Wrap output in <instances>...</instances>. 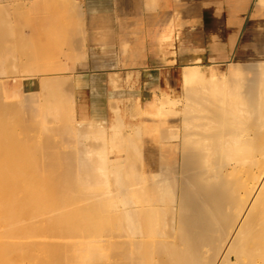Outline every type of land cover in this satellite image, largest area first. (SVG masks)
<instances>
[{
    "label": "bare ground",
    "instance_id": "bare-ground-1",
    "mask_svg": "<svg viewBox=\"0 0 264 264\" xmlns=\"http://www.w3.org/2000/svg\"><path fill=\"white\" fill-rule=\"evenodd\" d=\"M258 4L264 9V0ZM39 20L44 23L46 16ZM29 38L22 41L26 45H20L21 54L12 57L13 64L33 53L34 48L27 47ZM79 53L86 56L88 51ZM255 59L256 54H250L237 63L228 79L234 82L233 88L227 79V83L219 82L215 69L207 78L197 67H185L187 85L198 78L210 80L189 86L192 94L189 99L187 94L183 117L178 108L166 107L177 106L181 99L166 95L162 100L158 109L161 136L154 147L159 152L157 166L150 165L146 154L138 156L140 166L134 164L135 157L131 165L130 157L123 156L117 164L111 163L116 145L108 147L104 141L103 147L82 144L81 159L73 163L79 171L37 180L36 169L35 175L30 172L35 168L32 153L23 157L26 167L9 174L11 168L3 156L8 148L1 143L0 264H264V78L255 81L261 86L257 93L247 90L244 96L239 91ZM260 66L264 67V61ZM8 69L6 78L14 73ZM48 80H43L46 85ZM242 97L244 102L236 100ZM248 100L254 103L247 108ZM63 106L46 119L44 131L64 116ZM176 114L178 122L168 126L164 121ZM81 124L86 126L84 121ZM36 128L32 126V133L36 134ZM102 129L98 134L106 140L107 131ZM92 136V142H97V136ZM114 138L121 139L116 141L119 144L123 137L116 132ZM30 177L39 188L32 183L33 189L25 186ZM113 233L118 238L112 239Z\"/></svg>",
    "mask_w": 264,
    "mask_h": 264
},
{
    "label": "crops",
    "instance_id": "crops-1",
    "mask_svg": "<svg viewBox=\"0 0 264 264\" xmlns=\"http://www.w3.org/2000/svg\"><path fill=\"white\" fill-rule=\"evenodd\" d=\"M61 1L62 9L77 18L67 31L66 47L76 53L71 74L76 121L94 117L107 123L113 100H127V121H136L146 141L144 154L154 166L162 122L159 110L144 103L160 102L164 95L178 99L184 67H200L210 76L213 67L224 68L226 76L230 64L255 54L264 42L258 0ZM121 89L127 94H112ZM95 103L104 109L94 112ZM138 104L143 105L140 114L129 119ZM177 116L164 122L173 126Z\"/></svg>",
    "mask_w": 264,
    "mask_h": 264
},
{
    "label": "rangeland",
    "instance_id": "rangeland-1",
    "mask_svg": "<svg viewBox=\"0 0 264 264\" xmlns=\"http://www.w3.org/2000/svg\"><path fill=\"white\" fill-rule=\"evenodd\" d=\"M62 3L63 2L61 0H53V1L52 0H0V23L2 25V28L0 30V147L2 146L3 143H5L3 144V146H5V148H8L7 149L8 153H6L8 157L7 155H3V156L6 157L9 161L7 162L5 158L4 160L5 165L10 166V168L12 169V170L10 169L9 174H11L12 172L18 174V172L20 171L18 169H22L26 167V165L24 166L26 162L25 160H23V157L27 154L31 155L30 153H32L31 159H34L32 161V165L34 162L35 165L33 166L35 168H33V170H31L30 172L32 175L33 171L36 169L34 173L37 174V180L41 177L43 178V176L47 177L48 175L58 176L62 174L65 177L67 175L70 176V174L72 172H75V170L79 171V169L76 168V165L73 163L77 164L75 160L77 159L79 161L81 159L78 154L79 153L78 151H81L82 153L81 147L85 145L88 148L89 144L91 143L92 146L91 145L90 146L92 148L93 147L95 148V145L97 144L98 147L100 146L103 147L101 144H103L104 141L106 142L108 147L112 145H116L115 151L110 153V155H112L111 157L113 158L111 163L117 164L119 162L118 161L119 157L123 156L126 159L130 157L127 160L129 161L128 163L130 164L131 162L130 160H132V158L135 157L136 159L133 158L134 161L133 160L132 161L134 162V164L137 162L138 165L137 164L136 165L140 166L139 163L141 161L138 163V160L140 159V155H144V150L147 149L145 145L146 141L145 139L142 138L141 134L139 133V129L136 128V123H134L136 121H133L132 124L131 121H127V116H129V114H127V111H129L127 109V100H115V101L113 100L112 105L114 106L111 105L109 108L111 117L109 122L107 123L103 122L102 124H100L95 121L94 117L92 120L86 119L85 117L84 122H86V126L83 128L81 122H77L75 119V103H74L75 91H74V83L71 80V74L76 69V66L72 65L73 59H75L76 57V53L75 51L66 49V47H67V36H69L67 34V31L70 30L71 26H75L77 22V18L67 13L65 8L62 9L61 6ZM262 10L263 9H260V12ZM3 16L5 17L2 18ZM43 16H46V21L44 23L38 22L40 21L39 19ZM30 34L33 35V38L32 37L29 38V36H31ZM27 37L29 38V40L31 38H32L31 41L33 40L32 42L27 40V43L28 41L29 43H31L28 44L27 47L34 48V50H32L33 53L28 56L22 55L21 58L20 59L17 58L13 64L11 62L12 57L21 54L22 49L21 50L18 49L19 47L24 45L22 41L26 43L25 38ZM248 52L250 54V51ZM255 54H256L255 61L252 62L251 67L248 68L244 74V81L246 80L244 86L242 87V89L239 90L241 91L240 93H243L242 95L244 96H246L245 91L246 93L247 90L248 92L250 91L249 93L251 92L257 93L259 87H261L258 84H255L256 83L255 81L258 82L262 80V77L264 78V71H263L264 67L260 66V62L264 61V42L262 48L256 51ZM80 56L83 59L85 57L82 55ZM246 57H242V59ZM242 59L240 58V60ZM8 67L13 68L14 73L10 77L7 76L6 78V73L9 70ZM235 68H236V64L235 65L230 64L226 76L224 74V68L220 69L218 67H213L212 69H215L217 71V74L220 79L219 82L222 81L221 83H223L226 79L227 81H230L228 79L230 78L231 74L234 72ZM184 69L185 67L183 68V70ZM196 69L202 72L200 67H197ZM202 74L204 73L202 72ZM204 76L207 78L211 77L210 75H205V74ZM58 78L62 79V83L64 81L66 83L64 82V85H62L61 80L59 81ZM42 79L43 80L49 79L47 84L48 86L45 84V82ZM208 80H206V82ZM197 81L201 86L204 83H206L201 78H198ZM197 81H192L190 84L187 85L184 82L183 76H181V81L179 83V92H178L179 93L178 99L179 100L181 99L179 101L180 103L177 104L178 107L175 106V103L168 104L166 105V107L169 109L171 107L178 108L180 110L179 112L180 116L182 115L181 117H183V113H184L183 108L184 105H186L185 103L187 100V94H188V99L189 96L192 94L191 92L192 88H190L189 86L193 85V83ZM43 83L45 85H43ZM233 83L232 81H230V83L228 84L230 88L231 87L233 88L234 86L232 85ZM248 85H252V86L254 85V87H251V89L249 90L247 89ZM120 87L123 86L121 85ZM63 89L64 91L61 92ZM242 90L244 92H242ZM64 92L65 93L68 92V93L65 94ZM236 93H239L238 90ZM112 94L124 95L127 93L121 89L117 93H112ZM166 97L167 96L164 95L162 100H164ZM238 98H236V100H238L239 102H244L246 100L243 99L244 97H242V100H239L241 97L239 99ZM57 99H59V101L60 100L62 101L57 103ZM162 100L160 102H158L157 99L153 100L154 101L153 104L152 101L149 102L150 104L154 105L157 109H159V107H161L162 105L161 103ZM61 103L62 105L63 103L65 105L63 106V109L64 107H66V109L63 110V112L65 113L64 114L65 117L63 116L61 119L56 120L53 127H51V129L44 131L42 127L44 123L47 121L46 119H48L53 114L57 106L60 107ZM250 103H254V102L249 101V104H247L246 107L251 105ZM181 105H182V109H181ZM242 107H244V105ZM140 108L137 106V112L133 113L132 117L129 119L132 120L133 118L138 117V115L141 112ZM103 109L104 107L97 105L96 103L93 106L94 112H96V110H103ZM185 110L187 111V108ZM94 116L96 117L95 113ZM179 118L180 117L178 115L176 120H178ZM118 124L119 127H116L118 126ZM32 126L37 127L38 129L40 128L41 130L40 129L38 130L36 128L35 129L36 134H34L32 133L33 131L31 130ZM102 128H105L107 131L106 140H104L100 135L103 130ZM180 130H183L182 126L180 127ZM99 132L100 134H98ZM116 132H119V135L123 137L122 142H120L119 144H116V141H121V139L114 138V134ZM44 133L48 134V136L46 135L47 138L49 137L48 140L46 139ZM93 134L94 136H97L98 134V136L94 138L95 141L97 142H92L93 139L91 137H93L92 136ZM90 135L91 137H89ZM101 138L102 140H100ZM98 139L100 140V142L98 141ZM52 140H55L56 143H52L54 142ZM158 140L159 138L156 140V143L158 142ZM47 141L49 143L45 144V142ZM50 143L54 147L50 146ZM3 146L1 148H3ZM49 146L50 149L48 148ZM58 146L61 147V149ZM70 146L72 147L70 148ZM39 147L42 149H40ZM52 148L53 149L56 148L55 155L54 152L52 151L53 150ZM69 148L72 151L69 150ZM73 148H77L78 150ZM64 149H66V151ZM46 150H48L49 152H47ZM63 150L66 152L67 155L64 154L65 152ZM74 150L77 154L73 153ZM69 152H71V154H74L76 156L70 155ZM61 153L63 154L61 155ZM35 154H38L37 156L39 158ZM50 154L53 155L50 156ZM33 156H35L36 158ZM45 156L47 157L45 158ZM17 160H19V162ZM71 161H72V165L75 167L71 165ZM6 162L9 164L7 165ZM68 162L70 163L69 166L72 167V170L71 168L68 167ZM0 163L2 165L3 163L2 160H0ZM36 165H38V168H36L37 167ZM19 166H23V167H19ZM77 171L76 173L78 174L79 172ZM34 173L33 175H35ZM30 178L24 181L25 186H28L30 189L31 188L33 189V187L35 189L36 187L39 188L40 186L36 182H34L35 179L33 180L32 177L30 180ZM27 181L28 183H26ZM31 183L34 185V186L32 185L33 187L30 186ZM116 215L118 214L116 213ZM59 223L56 222V224ZM78 232L80 233V231ZM76 233H74V235ZM114 233L111 238L112 239L113 238L116 239L115 237L118 238V236ZM117 234L119 235V232ZM78 236L76 238H78Z\"/></svg>",
    "mask_w": 264,
    "mask_h": 264
}]
</instances>
